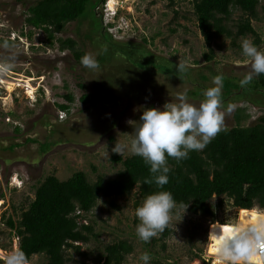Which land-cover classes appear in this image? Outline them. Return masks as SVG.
Wrapping results in <instances>:
<instances>
[{
  "label": "rangeland",
  "instance_id": "1",
  "mask_svg": "<svg viewBox=\"0 0 264 264\" xmlns=\"http://www.w3.org/2000/svg\"><path fill=\"white\" fill-rule=\"evenodd\" d=\"M33 1L0 0V42L9 40L16 45V66L7 75L0 74V264L8 252L18 248L5 225L6 218H20L45 176L53 173L65 180L82 170L89 180H95L97 174L105 179L115 177L121 164L111 156L120 154L111 149L117 140L129 139L133 127L128 121L139 120L143 107L162 108L185 88L190 102L199 104L213 76L222 74L224 80L240 86L239 81L250 71L239 43L242 38L234 42L216 38L212 58L205 60L208 49L196 25L192 0H114L111 9L109 0H94L89 12L67 23L52 40L24 21ZM259 1V20L251 22L259 41L251 35L244 38L264 50V0ZM112 12H116L114 18ZM239 15L238 10L233 11L230 27ZM66 37L74 39L84 54H97L100 69L89 71L72 51L61 49L57 38ZM10 51L0 47V54ZM179 62L188 66L186 72H176ZM82 93L91 94L97 103L88 108V103L79 100ZM67 94L73 97L69 103ZM222 102L224 128L235 125L233 113L238 107L250 115L243 125H251L264 114V95L246 86ZM60 104L69 105L63 119L58 118ZM130 155L125 152L120 156ZM136 198L135 190L123 197L98 198L82 220L94 227L98 237L79 242L80 252L89 253V257L70 251V263L93 264L105 244L127 239L133 249L123 264H142L139 256L144 252L151 256L150 264H204L202 258L218 264L207 252L208 230L215 221H237L238 208L229 200L223 198L218 208L219 197L208 201L214 219L193 214L188 208L184 213L186 207L177 206L168 236L160 239L158 235L145 243L135 231L139 223ZM44 261V255L35 254L25 264Z\"/></svg>",
  "mask_w": 264,
  "mask_h": 264
},
{
  "label": "trees",
  "instance_id": "2",
  "mask_svg": "<svg viewBox=\"0 0 264 264\" xmlns=\"http://www.w3.org/2000/svg\"><path fill=\"white\" fill-rule=\"evenodd\" d=\"M259 3V0H192L196 25L208 49L205 60L212 58L216 38H229L234 42L236 38L251 35L256 42L259 41L251 23L259 20ZM94 6V0H34L26 9L24 21L34 29L43 30L52 40L67 23L78 20ZM234 10H238L240 15L230 27L228 21ZM92 13L95 15L94 11ZM57 40L61 49H69L80 61L84 52L79 50L74 39ZM253 81L246 89L258 90L264 95V74ZM223 84L222 99L240 88L228 80ZM66 100L71 102L72 95L67 94ZM79 100L83 104L88 103V108L97 103V99L88 93H82ZM59 107L69 110L68 104H60ZM248 117L250 115L245 108H236L233 113L235 125L218 133L204 150L190 152L189 158L179 163L168 159L172 171L164 190L173 194L177 206H185L193 214L207 215L212 219L215 218L214 209L208 204L212 197H219L217 208L226 198L236 208L258 207L264 210V114L251 125H243ZM111 160L119 162L121 169L109 179L97 174L95 180H89L82 170L75 171L65 180H60L53 173L48 174L35 187L33 199L21 212L20 218L17 221L10 216L6 218L5 225L13 237L18 238L17 249L23 252L25 263L33 255L41 254L45 257L42 264H71L70 251H76L87 259L89 253L80 252L78 243H86L91 237L97 238L98 234L91 224L82 220L98 198L123 197L135 190V207H138L146 195L159 190L154 183H144L150 172L141 157L130 155L122 158L114 154ZM169 232L166 228L159 238H166ZM132 249V243L127 239H116L103 246L93 264H123ZM202 262L210 264L204 258Z\"/></svg>",
  "mask_w": 264,
  "mask_h": 264
},
{
  "label": "clouds",
  "instance_id": "3",
  "mask_svg": "<svg viewBox=\"0 0 264 264\" xmlns=\"http://www.w3.org/2000/svg\"><path fill=\"white\" fill-rule=\"evenodd\" d=\"M112 18L116 12L111 13ZM242 55L250 62L248 71L239 81L241 87L251 84L255 77L264 74V50H261L248 38L240 40ZM0 47L13 50L8 54H0V74L7 75L16 66L14 42L4 40ZM106 51V49L104 50ZM81 65L91 72L100 69L97 54L88 52L80 59ZM176 72H186L188 66L179 62ZM224 77L222 74L211 78V85L203 91V99L199 104L190 102L189 89L185 88L175 94L160 107H143L139 120H129L133 131L126 142L117 140L111 149L121 156L128 152L139 156L149 166L150 177L145 184H155L158 191L145 196L135 209L139 223L135 231L139 240L148 243L169 227L173 210L177 204L173 194L164 190L169 183L172 171L168 159L177 163L189 158L192 151H202L224 128V111L222 90ZM232 106L228 107V111ZM65 111V110H64ZM106 155L109 157V153ZM187 207L184 209L186 212ZM183 213V214H184ZM218 228V227H217ZM216 228V229H217ZM213 229L216 235L215 255L220 264H264V210L254 217H246L223 235ZM142 264H150L151 256L140 254ZM4 264H25L21 250H12L5 255Z\"/></svg>",
  "mask_w": 264,
  "mask_h": 264
},
{
  "label": "bare ground",
  "instance_id": "4",
  "mask_svg": "<svg viewBox=\"0 0 264 264\" xmlns=\"http://www.w3.org/2000/svg\"><path fill=\"white\" fill-rule=\"evenodd\" d=\"M113 2H114V0H109V2L107 4L109 9H111L113 7ZM258 212H259V210L255 209V208H251V209L238 208V216H237V221L235 223H232V224H230V223L222 224L221 223L220 224V223L215 221V223H212L209 226V230H208L209 242H208V250H207V252H208V254L212 255V257H214V262L215 263L220 264V262L218 261L217 256L215 255V244H216L217 237L214 234V232H212L213 229H216L218 227L216 229V231L219 232V230H220V234L223 235L225 232H227L232 227H234L236 223L244 221L246 217H254Z\"/></svg>",
  "mask_w": 264,
  "mask_h": 264
},
{
  "label": "built area",
  "instance_id": "5",
  "mask_svg": "<svg viewBox=\"0 0 264 264\" xmlns=\"http://www.w3.org/2000/svg\"><path fill=\"white\" fill-rule=\"evenodd\" d=\"M65 116H66V111H64V110L58 111V118L59 119H63V118H65ZM15 239L17 240L18 238L15 237Z\"/></svg>",
  "mask_w": 264,
  "mask_h": 264
}]
</instances>
